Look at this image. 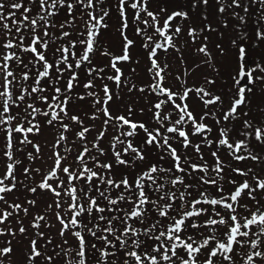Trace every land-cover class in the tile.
I'll return each mask as SVG.
<instances>
[{
  "label": "snow or ice",
  "instance_id": "1",
  "mask_svg": "<svg viewBox=\"0 0 264 264\" xmlns=\"http://www.w3.org/2000/svg\"><path fill=\"white\" fill-rule=\"evenodd\" d=\"M253 3L264 5V0H252ZM207 3V0H204ZM103 0H0V138L3 139V156L6 158L5 171L0 175V201L6 205V208H0V236L10 235L15 237L16 232L8 224V220L13 216L16 210L22 209L27 215L28 209L22 208L19 203H9L6 195L15 190L17 179L15 176L16 166L21 162L15 158V136L21 135L19 141L22 145H32L34 152L38 155L41 148L28 138V134H38L40 124L37 116L42 115L49 126L58 124L63 130L59 133L55 144L52 145L53 161L50 170L42 174V180L37 185L42 190L50 191L58 199L54 201L55 218L60 224L59 234L64 237L66 233L71 232L75 238L74 248H65L62 245L60 252L56 256H62L65 264H72L75 258L76 264H88L89 250L86 236H91L97 243L91 244V249L98 254L96 264H238V258H242L243 264H264V204L257 200L255 195L258 191H264V178L253 174L250 178L238 183L235 180L228 181L233 185L228 193L223 189V161L219 159L216 152H212L215 158V166L211 170L216 174L215 177L207 176L209 167L206 163H191L184 158L185 163L181 162V156L170 143L173 136L180 138L185 148L194 147L197 153H200V145H193L189 134L182 127L189 124L193 127V135H203L211 131L204 119L209 115L216 119L219 125L221 120L216 117L214 112H205L199 121L190 111L186 101L191 92L195 91L198 98L202 100L205 106L221 104L224 102L221 96H212L205 88H188L182 85V93L174 92L171 88L164 86V72L167 65L161 67L158 62L157 49L167 51L169 47H175L173 35L178 34L181 28L177 26L175 33L169 35L171 21L175 17H186L184 12H173L163 19L160 25V17L157 13L148 10L147 0H117V10L121 18V35L124 38L122 55H113L111 52H102V55L110 58V66L114 70V75L108 79L120 86L122 83V72L117 66L121 61H128L129 47L133 44L132 40L127 39L124 29L127 28L126 8L135 10L134 20L141 21V12L145 13L150 19L143 20L146 27L152 28L155 34L163 37V43L156 42L152 35L145 36L144 47L150 48L148 59L151 62L149 72L152 74L153 82L147 87L157 94V102L152 105L155 109L153 119L158 127L149 129L144 123L131 119V107L128 108V115L113 116L108 104L112 100V92L107 84L103 85V97L96 93L88 92V95L94 97L95 111L91 119H99L97 113L103 115V124L111 125L118 130V134L112 137L111 147L116 162L120 165H129V161L122 158L129 152L133 153V160H144L142 149L134 146L132 138L138 135V129L145 133L144 143L155 145L165 154L170 155L173 163L170 168H163L157 164H152L141 171L133 180L123 177L120 180L114 179L110 173L111 163H101L99 157L105 155L104 150L99 147L98 141L102 140L106 134L105 130L99 131L94 138L96 142L91 144L83 143L75 149L73 160H68L67 155H61L58 149L62 142L67 141L64 133L70 130L69 124L63 122L64 116L80 126L75 136L80 141L86 140V134L91 130L83 126V121L77 115H68L67 104L69 96L67 95L75 87V81L78 79L77 73L72 71L73 67L79 69L83 63L91 62V55L96 49V37L101 28L107 27L104 23L105 17L109 11L101 5ZM33 6L37 9L35 15ZM239 7V0H231L228 7ZM79 7V18L83 25L75 40H68L67 44H60L53 51L54 63H50L47 58V51L51 47L50 41L54 38L57 42L68 38L71 33L64 31L65 27L75 25L77 15L75 9ZM67 9V15L70 19L65 20L59 25V36L49 32L50 28H55L53 20L61 9ZM163 11V9L161 10ZM220 12L225 11L221 6ZM247 11V9H245ZM260 19L264 20V8L258 9ZM102 15L98 14L101 13ZM19 13V15H17ZM243 20V17H240ZM138 34H144L140 28L136 29ZM195 31L189 29V35L194 36ZM257 36L264 38V32L258 31ZM82 47V53L78 54L74 49L77 46ZM201 53H207L206 47L198 49ZM20 53H30L31 59L26 63ZM245 49L240 48L241 57ZM59 54V56H57ZM70 58L74 61L70 63ZM13 64L16 65L15 69ZM31 65V67H30ZM257 68H260L257 65ZM33 69L35 71L33 72ZM58 75L56 81H51V71ZM264 71V69H260ZM70 76L66 82V88L57 86V82L63 77L65 72ZM103 71V69L89 68L88 72ZM255 69H247L246 62L241 63L238 78L235 80L237 85H242L243 78L247 77V83L254 81L253 72ZM49 79L54 94L44 95L47 88L41 87L42 81ZM103 79V77H101ZM179 79V77H177ZM264 79V78H262ZM32 81L28 84V81ZM213 83V81H208ZM85 89H91L94 84L91 80L83 85ZM135 88V85L129 89ZM145 89L141 88L143 92ZM246 85H242L237 90V95L231 99L227 105V111H221V117L224 121L235 118L239 106L245 103L246 91H250ZM18 93V94H17ZM163 97V99H160ZM205 97H209L205 99ZM80 99H84L83 96ZM180 103H176V100ZM31 100V103L27 101ZM39 101L47 106V110H42L35 106ZM171 104L175 109L174 113H165L163 107ZM23 106V107H22ZM13 108L19 111L13 113ZM176 115V119L172 116ZM244 128L251 129L252 125L248 120L243 122ZM163 129V131H162ZM171 134V135H168ZM244 131L241 135L247 137L250 135ZM254 137L258 142L264 143V127L254 129ZM205 140L209 145L214 143ZM231 137L229 129L222 127L219 129V138L215 143L218 146H226L237 161L246 159L257 160L258 157L250 152L247 156L239 155L241 150H247L248 145L244 139H238L230 142ZM117 145L122 146V151L117 149ZM93 149H99L98 155L93 156ZM65 153L71 154L74 149L65 147ZM28 159L34 160L36 156L32 152L28 153ZM163 159V157H161ZM201 159L202 156H201ZM91 164V167L89 166ZM191 172H201L205 175L198 179L202 184L211 185L216 188V195L209 196L205 191H198L193 196L192 185L187 184L184 175H190ZM32 169L25 167V179H28ZM40 172V169H35ZM231 171L237 175L248 177V172L233 168ZM179 172L182 175H176ZM62 173L63 175H58ZM207 176V178H205ZM57 181H59L57 183ZM183 187L180 191L177 186ZM170 186V187H166ZM26 190L35 193L36 187H27ZM59 189V190H58ZM122 189V190H121ZM119 194L113 198V191ZM149 192L156 194L152 199ZM247 193L249 200H256L255 210L248 207L247 204L240 205L239 201L244 193ZM92 193H96L93 195ZM101 201H106L107 206L102 207ZM180 201L179 204L176 202ZM35 204V201H29ZM124 204L126 207H121ZM146 205H150L149 209ZM53 205H49L52 208ZM237 207L247 210L246 216L237 213ZM12 209L8 211L7 209ZM219 209L226 210L223 214ZM154 211L159 218L151 223L148 222V212ZM108 215H105V213ZM63 213V215L61 214ZM174 213V214H170ZM87 217V220L85 219ZM203 218V223H198ZM45 215H37L32 220V227L39 229L41 222L46 221ZM130 221L132 223H130ZM167 221V223H165ZM188 221H191L189 224ZM135 223L141 225L140 228L134 227ZM18 231L21 234L26 233V228L17 220ZM91 225V227L89 226ZM220 226H223L221 229ZM198 233V238L193 235H185L188 228ZM201 229H203L201 231ZM258 229V232H257ZM220 235H217V232ZM36 237L46 239V244L51 243L45 237V234L37 231ZM255 236V238H253ZM141 237L152 241L150 245H145ZM68 241L64 240L63 244ZM118 245V246H117ZM46 247V245H45ZM38 239L30 238V244L24 253L26 264H34L35 260L44 257L48 264H54L53 255L40 250ZM151 249L150 251L148 249ZM13 253L11 240L5 241L0 245V264H12L10 259ZM203 257V259H201Z\"/></svg>",
  "mask_w": 264,
  "mask_h": 264
},
{
  "label": "rangeland",
  "instance_id": "2",
  "mask_svg": "<svg viewBox=\"0 0 264 264\" xmlns=\"http://www.w3.org/2000/svg\"><path fill=\"white\" fill-rule=\"evenodd\" d=\"M116 3V0H110L109 4ZM240 10L233 12L232 9L223 5L222 0H147V7L153 10L160 17V25L163 24V19L167 15L173 12H184L186 17H175L171 21V28L168 32L169 35L175 33V28L179 26L181 31L178 34L173 35V43L175 47H169L167 51L163 49H157V60L161 67L167 65L164 76V86L171 88L174 92L182 93V85L188 88H200L203 87L211 93L212 96H221L224 102L223 108L221 104L205 106L201 99L198 98L195 91L191 92L186 103L188 104L190 111L199 121L200 117L207 112H214L217 118H220L221 122L218 125L216 119L209 115L204 119V123L208 125L211 131L206 132L203 135H193V127L191 122L183 125L185 131L188 132L189 138L193 145H200V153H197L194 147L185 148L180 138L173 136L170 143L174 147L178 154L181 156V162L187 157V160L191 163H206L209 167L207 176L215 177V173L211 170L215 166V158L212 156V152H216L217 156L224 164L223 171V189L225 193H228L233 189V185L228 181L235 180L238 183L243 182L245 179L250 178L253 174L258 175L260 178H264V143L258 142L254 137V129L256 127H264V38L257 36V32H264V20L260 19V12L258 9L264 8V5L253 3L252 0H240ZM221 6L225 7V11L220 12ZM163 9V11H161ZM230 9V10H229ZM247 9V11H245ZM240 17L244 19L241 20ZM150 19V18H147ZM143 17L138 22V26L134 29L126 28L124 33L127 39L132 40L133 44L129 47L128 61H121L118 63V67L122 72V83L117 86L108 77L114 75V70L110 66V58L102 55V52H111L113 55H122V48L124 38L121 32L116 29L117 25H111L109 28H102L101 34H99V40L97 41V50L90 54L93 60L94 69H103V71H93L89 74L88 69H83L82 73L78 75V79L75 81V87L67 93L69 96V103L67 104L68 115H77L83 121V126L89 127L91 130L86 134V140L80 141L75 136L76 131L80 130V126L75 122L69 120L68 116H64L63 122L69 124L70 130L65 134L67 137L66 142H62V146L56 149L61 155H67V158L73 154L65 153V147H72L75 149L83 143H87L89 147L93 142H96L94 138L98 135L99 131L105 130L106 134L102 140L98 141L99 147L103 150H111L112 137L118 134V130L114 129L111 125L105 126L103 124L104 117L102 114L97 113L99 119H91L93 112L95 111L94 97L88 95V92L96 93L99 97H103V85L107 84L112 92V100L108 104V107L113 116L116 115H128V108L131 107V119L137 122L144 123L149 129L158 127L157 122L153 119V112L155 109L152 105L157 102V94L153 93L147 86L153 82L152 74L148 71L151 68V62L148 59V53L150 48L146 49L144 44L146 42L145 36L152 35L156 42L163 43V37L155 34L152 28H148L143 23ZM140 28L144 34H138L136 29ZM189 29L195 31L194 36L189 35ZM206 47L207 53H201L198 51L200 47ZM245 49L243 57L240 54V48ZM50 63H54V60L50 55H47ZM246 62L247 69H255L253 72L254 81L251 84L247 83V77L245 76L242 81V85H246L250 88V91H246L245 103L239 106L238 112L235 118H230L228 121H224L221 117V111H227V105L231 99L237 95V90L242 85H237L235 80L238 78L239 68L241 63ZM257 65L260 68H257ZM57 73L51 71V81H56ZM103 77V79H101ZM179 77V79H177ZM45 81V84L49 87L48 91L44 94H54L50 84V80ZM89 80L92 81L94 87L91 89H85L83 85ZM66 81L63 77L57 82V86L65 89ZM213 81V83H208ZM132 85H135L131 91L129 90ZM141 88L145 90L140 91ZM83 96L84 99H80ZM209 97H205L207 99ZM163 99V97H160ZM180 103L177 99L176 103ZM36 107L42 110H47V106L41 102H36ZM23 107V106H22ZM16 111H19L16 109ZM165 113H174L175 109L171 104H167L163 107ZM177 116L173 115L172 119H176ZM37 121L40 124V131L38 134H28V138L33 143L38 144L41 148V152L37 155L32 148V145H22L19 143L22 138L19 134L18 147L22 152L19 158L15 156L21 163L16 166L15 176L18 181L17 188L12 191L10 198H6L8 202L18 203L22 205V208H27L30 211H39L38 206H33L29 203L27 196L29 193H23L27 187L39 184L42 180V174H45L52 166L53 161L49 159L52 156V145L55 144L56 139L61 131H63L58 124L49 126L45 118L42 115L37 116ZM248 120L252 128L245 129L243 122ZM227 127L231 137L230 142L238 139H244L248 145L247 150H241L239 155L247 156L249 152L252 155L258 157L257 160L246 159L243 161H237L234 156L230 154L226 146H218L215 141L219 138V129ZM138 135L132 138L134 146L142 149L145 159L144 162L160 161L154 160L155 155L160 154L163 157L162 162L172 167V159L170 155L165 154L160 148L155 145H148L144 143L145 133L142 130H137ZM163 131V129H162ZM248 131L251 133L247 137L241 135L242 132ZM171 135V134H168ZM205 136L208 140L213 141L211 145L205 140ZM122 147V146H120ZM3 148V139L0 138V149ZM99 150V149H93ZM159 150V152H156ZM32 152L36 156V159L29 160L28 153ZM15 155V151H14ZM201 156L203 159H201ZM69 160V159H68ZM6 158L0 151V175L3 174L5 169ZM185 163V160H184ZM28 167L32 169L28 179H25L24 168ZM40 169L38 173L35 169ZM233 168H240L248 172V177L240 176L231 171ZM190 175H184V180L187 179L188 183L192 185L191 190L193 195H196L198 191L203 190L207 194L216 195V188L202 184L198 179L199 176L205 175L201 172H191V169L187 170ZM58 175H63L58 173ZM176 175H182L177 172ZM33 176L34 182H33ZM207 176L205 178H207ZM180 191H184L181 187ZM257 200L264 204V191H258L255 194ZM240 205L247 204L249 208L255 210L254 206L256 200H249L247 193L245 192L239 201ZM2 201H0V208H6ZM11 210L10 208L7 209ZM225 212L226 210L223 209ZM223 212V213H224ZM21 216L14 215V218H9L8 224L13 227L14 230H18L19 225L16 221L19 220L22 224H26V233L32 232L31 227L28 228L25 215L22 209H20ZM222 213V214H223ZM237 213L239 215L246 216L247 210L241 207H237ZM23 219V222L22 220ZM203 220L201 221V224ZM3 227V226H0ZM221 229L223 226H220ZM258 232V229H257ZM16 233H18L16 231ZM221 233L218 231L217 235ZM12 236H1L0 243L12 240ZM255 238V236H253ZM14 240V238H13ZM12 240V241H13ZM24 244L25 248L29 247L30 240ZM76 245V241H74ZM264 249V246H262ZM20 259L18 258V262ZM20 263V262H19ZM76 264V261H75ZM238 264H243L242 258H238Z\"/></svg>",
  "mask_w": 264,
  "mask_h": 264
},
{
  "label": "trees",
  "instance_id": "3",
  "mask_svg": "<svg viewBox=\"0 0 264 264\" xmlns=\"http://www.w3.org/2000/svg\"><path fill=\"white\" fill-rule=\"evenodd\" d=\"M110 0H103V4L101 5L103 8L107 9L109 11V15L107 17H105L104 19V23L107 25L106 29L109 28L110 30L111 25H117L116 29H118L119 32H121V18L119 15V12L117 10V0L116 3L113 4H109ZM240 2V0H239ZM129 3H131V0H129ZM222 3L225 7L232 9L233 12H238L241 8V6L236 7V6H231L228 7V5L231 4V0H222ZM25 4L27 6V0H25ZM229 9V10H230ZM149 11L154 12L153 10L148 9ZM37 9L35 8V6H33V13L32 15H35ZM75 13L77 15V19L75 20V25L72 27H65L64 31H68L71 33V35L64 39V40H60V41H56L54 38L50 41L51 43V47H49L48 51H47V55H50L53 58V51L56 47H58L60 44H67L68 40H75L77 38V34L79 33V31L82 28L83 22L82 20L79 18V13H80V8L77 7L75 9ZM155 13V12H154ZM100 15H102L101 13H98ZM17 15H19V13H17ZM126 16H127V27L130 29H134L138 26V22L134 20V16H135V10L131 9L130 7L126 8ZM141 17H143L144 20H146L148 17L146 16L145 13L141 12ZM70 19V17L67 15V9H61L59 14L57 16H55L53 18L56 27L55 28H50L49 32L55 33L56 36H59V25L61 23H63L65 20ZM102 32V28L99 30V34H101ZM96 37V47H97V41L99 40V35ZM78 54L82 53V47L81 46H77L76 49H74ZM97 50V48L95 49V51ZM94 51V52H95ZM93 52V53H94ZM158 52V51H157ZM20 55H22L24 57L25 62L27 63L28 60H30L31 54L30 53H20ZM57 56H59V54H57ZM94 58H91V62L90 63H83L82 66L79 69H76L75 67H73L72 71H75L77 73V76L82 73L83 69H87L90 67H93V60ZM70 63L74 64V61L70 58ZM13 68L15 69L16 65L13 64L12 65ZM31 67V65H30ZM100 69V68H98ZM35 71V69H33V72ZM70 76L69 72H65L63 75V78L65 80H67ZM45 81H48L47 79H44L42 81V84L40 85L41 87H45V88H49L46 84ZM67 82V81H66ZM28 84H31L32 81H28ZM51 84V83H50ZM66 88V85H65ZM18 94V93H17ZM44 94V93H43ZM46 95V94H44ZM28 103H31V100L27 101ZM37 102V101H36ZM39 102V101H38ZM179 103V102H178ZM36 105V104H35ZM188 105V104H187ZM17 112L15 108H13V113ZM64 119V118H63ZM19 134H16L15 136V156L17 158H19L20 153L22 152L21 150H19L20 148L18 147V136ZM4 143V141H3ZM117 149L122 151V147H120V145H117ZM99 150H92L91 155L96 156L98 155ZM143 152V151H142ZM156 152H159V150H156ZM52 153V152H51ZM105 155L100 156L99 159L101 161V163H111L112 164V170L110 175L116 179V180H120L123 177H128L129 180H133L134 177H136L139 173H141V171L145 170L146 167L152 165V164H157L159 166H162L163 168H169V166L167 164H165L164 162H162L161 157H163L160 154L155 155L154 160H160V161H152V162H144L143 160H133V153L129 152L127 155H123L122 158L125 160L129 161V165L125 166V165H120L116 162V158L113 155V149L111 150H104ZM76 152L73 151V154H71L68 159L71 161L74 159ZM163 158H167V157H163ZM182 163H184V160H182ZM89 166L91 167V164H89ZM62 174V173H61ZM34 178L35 176H33V182H34ZM59 181H57L58 183ZM185 182L188 183L187 179H185ZM38 184L33 185L31 187H36L37 190L35 193L29 192L26 189L23 191L22 194L24 193H29L30 196H27L25 199H27L28 201H35V204H32L33 206H38L39 207V211H30L27 213V215H22V217H25L26 222H27V226L28 228L31 227V229L33 230L32 232H28L27 234H21L19 233L18 230H14L13 231H17L18 233H16L14 240L12 238L11 242H12V247H13V253L11 254V261L12 264H26V261L24 260V253L27 251L28 248H25L24 244L26 242L25 238L27 237V241L30 240V238H36L38 239L39 245L41 246L40 250L42 252H46L47 254L53 255L54 257V264H65V260L62 256H56L55 253L60 252V247H57L58 245H62L65 248H74L75 244V238L72 236L71 232H68L65 234L64 237H61L59 234V230H60V224L59 222L56 220L55 218V212L58 211L57 209H55L54 206V201L57 200L58 198L55 197L50 191L47 190H42L40 188L37 187ZM26 186V184L24 183V187ZM18 186H16L17 188ZM166 187H170V186H166ZM180 185L177 186V188H179V190H181ZM15 188V189H16ZM30 188V187H29ZM59 190V189H58ZM122 190V189H121ZM191 191V190H189ZM203 191V190H200ZM192 192V191H191ZM12 193V192H11ZM8 193L6 195V198H10V194ZM93 195H96V193H92ZM119 194V192L117 191H113L112 192V197L115 198L117 195ZM193 195V194H192ZM209 195V194H208ZM149 196L152 199L156 198V194L153 192H149ZM196 196V195H193ZM210 196V195H209ZM211 196H215V195H211ZM210 196V197H211ZM11 203V202H9ZM18 203L20 204V201L18 200ZM101 206L102 207H106L107 206V202L106 201H101ZM177 204L180 203V201L176 202ZM49 205H53L52 208H49ZM121 207H126L124 204L120 205ZM146 207H148L149 209L151 208L150 205H146ZM222 213L224 212L223 209H219ZM9 211H12L9 210ZM19 215L21 216L20 210H16V212L13 213V216L10 217L14 218V215ZM63 215V213H61ZM170 214H174V213H170ZM37 215H45L46 216V221L45 222H41V227L37 230L35 228L32 227V220L35 216ZM105 215H108V213L106 212ZM85 219L87 220V217H85ZM156 219H163V218H159L157 216V214L154 211H149L148 212V222L151 223L152 221L156 220ZM23 222V219H21ZM203 220V218H201L199 221H197L198 223H201V221ZM130 223H132L130 221ZM165 223H167V221H165ZM188 223L190 224L191 221H188ZM25 228H26V224L23 222L22 224ZM91 227V225H89ZM134 227L140 228L141 225L139 223H135L133 225ZM203 229H201L202 231ZM39 231L45 234V237L48 240H51V243L46 244V239L44 238H39L36 237L35 233ZM185 235H193L194 238H198V233L194 232L190 227L188 228V230L186 231ZM0 240H1V236H0ZM67 240L68 243L65 245L63 244V241ZM86 240L88 241V250H89V257H88V264H96V260L98 258V254L95 253L92 249H91V244L92 243H97L91 236H86ZM141 241L142 243H144L146 246L150 245L152 243V241L147 240L144 237H141ZM4 243H0V245H2ZM46 245V247H45ZM118 246V245H117ZM149 251L151 250L150 248L148 249ZM18 258L20 259V263L18 262ZM201 259H203V257H201ZM5 264H8V261H5ZM34 264H48V261H46L44 259V257H41L38 260H35ZM72 264H75V258H73L72 260ZM160 264H165V262L161 261Z\"/></svg>",
  "mask_w": 264,
  "mask_h": 264
}]
</instances>
